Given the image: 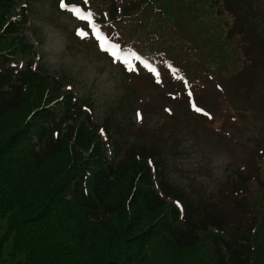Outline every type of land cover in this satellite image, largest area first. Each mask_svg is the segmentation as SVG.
I'll use <instances>...</instances> for the list:
<instances>
[{
	"label": "trees",
	"instance_id": "trees-1",
	"mask_svg": "<svg viewBox=\"0 0 264 264\" xmlns=\"http://www.w3.org/2000/svg\"><path fill=\"white\" fill-rule=\"evenodd\" d=\"M21 1L0 0V264H264V150L215 192L173 183L160 146L130 141L110 114L97 123L34 63ZM163 1L161 19L153 0L86 5L109 38L157 67L159 83L132 58L153 87L176 90L163 99L197 93L205 73L242 80L264 63L256 0Z\"/></svg>",
	"mask_w": 264,
	"mask_h": 264
},
{
	"label": "rangeland",
	"instance_id": "rangeland-1",
	"mask_svg": "<svg viewBox=\"0 0 264 264\" xmlns=\"http://www.w3.org/2000/svg\"><path fill=\"white\" fill-rule=\"evenodd\" d=\"M54 1H21L27 5L25 34L34 43V63L59 78L73 96L86 100L97 123L110 114L130 141L150 145L153 140L160 146L173 183L197 195L215 192L232 166L247 165L252 151L264 150V63L258 61L255 74L248 71L251 76L242 80L224 76L235 73L224 68L213 76L205 73L191 97L177 94L180 98L175 101L163 99V94L176 95V90L163 83L153 87L142 71L127 70L132 61L126 65L109 58L105 49L109 51L116 40L106 39L101 48L88 33L78 35L75 28L82 25L77 17L57 10ZM163 5L167 6L163 0H153L148 11L155 19L164 18ZM255 5L263 15L264 0H256ZM240 62L243 67L245 59ZM193 103L203 111H194Z\"/></svg>",
	"mask_w": 264,
	"mask_h": 264
},
{
	"label": "snow or ice",
	"instance_id": "snow-or-ice-1",
	"mask_svg": "<svg viewBox=\"0 0 264 264\" xmlns=\"http://www.w3.org/2000/svg\"><path fill=\"white\" fill-rule=\"evenodd\" d=\"M86 5H87V0H82L81 4L72 5V11L76 14L77 17H79V19L84 21L86 25L85 29L78 30V35H84L85 33L91 34L97 40V43L99 44V46L101 48H104V43L107 38L106 34L102 33V30L94 23V14L90 10L87 9ZM68 6H69V0H61V3H60L61 8H66ZM112 48L116 49L119 53H121L118 59H120L124 64L130 65V59L134 58L136 61H140L142 63V66L146 68L150 73H155V79L157 83L161 82V79H160L161 73L158 71L156 66H153L151 64V62L144 61L143 58L136 52H131V53L125 52L124 49L121 48L119 44L113 43ZM105 51L107 52L108 49H105ZM112 56L116 57V52H112ZM169 67L171 68L172 66L169 65ZM127 70L139 71L140 69L137 66L130 65ZM173 71H176V70L173 69ZM179 79L185 84V87L187 88V81H184L183 77H180ZM188 95L189 97H191L193 94L191 91H189ZM191 106L194 109V111L198 113L203 111L194 103ZM166 111H170V110L166 109ZM205 115L207 114L205 113ZM138 117H140L139 113H138Z\"/></svg>",
	"mask_w": 264,
	"mask_h": 264
}]
</instances>
